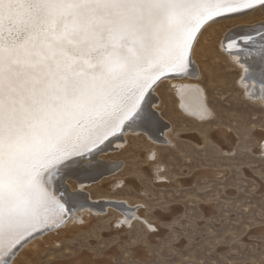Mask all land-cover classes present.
I'll list each match as a JSON object with an SVG mask.
<instances>
[{
  "label": "snow or ice",
  "instance_id": "obj_1",
  "mask_svg": "<svg viewBox=\"0 0 264 264\" xmlns=\"http://www.w3.org/2000/svg\"><path fill=\"white\" fill-rule=\"evenodd\" d=\"M255 5L264 0H0V264L63 221L54 184L93 148L126 122L157 126L147 90L189 70L202 26Z\"/></svg>",
  "mask_w": 264,
  "mask_h": 264
},
{
  "label": "rangeland",
  "instance_id": "obj_2",
  "mask_svg": "<svg viewBox=\"0 0 264 264\" xmlns=\"http://www.w3.org/2000/svg\"><path fill=\"white\" fill-rule=\"evenodd\" d=\"M259 14L243 23L264 22V13ZM236 26L218 24L205 32L189 71L206 92L212 114L191 118L181 112L176 98L165 96L166 86L156 88L161 106L155 113L169 134L161 133L162 141L154 144L161 185L139 175L143 192L120 188L111 194L142 208L147 224L138 221L124 229L112 222L118 214L111 211L73 238L26 253L24 264H264V103L247 96L238 84L243 70L225 58L222 39ZM217 130L223 138L214 136ZM123 144V153L114 149L99 156L109 161L110 153L117 154L110 161L117 160L118 170L137 175L145 161L132 157L146 150L149 140L140 135L123 139ZM65 180L62 185L72 192L69 186L75 181ZM81 192L89 201L99 200L90 198L96 195L92 191Z\"/></svg>",
  "mask_w": 264,
  "mask_h": 264
},
{
  "label": "bare ground",
  "instance_id": "obj_3",
  "mask_svg": "<svg viewBox=\"0 0 264 264\" xmlns=\"http://www.w3.org/2000/svg\"><path fill=\"white\" fill-rule=\"evenodd\" d=\"M259 13H264V8L260 5H255L250 9H245L239 13L231 14L228 17L217 18L214 22H207L204 27L202 26L200 32H198L199 34L197 33L198 36H196L197 38L193 42L192 64L196 61L195 53L197 46L199 45V40L205 32L209 31L218 24L236 22L237 26L229 30L225 34L224 39H222V48L226 54L225 58L231 60L233 63L235 62L243 70V72H241L243 73L241 74L242 77L238 84L244 88V92L247 96L253 100H258L261 103H264V81L261 79V72L264 71V53L261 52V47L264 46V34L253 38L254 42H249V44L244 45L246 51L243 52H238L234 48L230 50L228 44L224 46L225 43L231 39H236L244 35L255 37L253 35L256 34L257 36L259 35L257 33H262V31H264V22H258L250 26L243 23V20L255 15H260ZM209 46L210 45L205 46L204 49L208 51ZM222 48L220 49L222 50ZM207 67L211 68V65H207ZM169 74L172 73L170 72L166 75ZM195 77L194 72L191 73L188 71L184 74L165 76L157 81V83L152 87V90L150 91L149 88L146 93V99L150 100V110L155 114L157 119V126L155 128L148 129L139 123L129 126L130 122H126L124 126L125 135H115L112 137L114 134H110L102 143L93 148L95 150L92 149L93 151H91L90 155H87L83 159V164L81 165L80 170L76 171L73 175L68 176L71 180L73 179L75 181V184L69 186L70 189L73 190L72 192H69V190L65 188V183L63 182L65 178L54 184L57 197L66 202L68 208L70 207L69 210L72 214H70L71 216L69 215V220H63L56 228L46 229L35 233L26 240L21 241V245L19 244L20 246L15 250H18V252L12 259L11 264H24L23 258L26 253L29 255L36 254L37 252H41L50 246H56L59 241L63 239V237L73 238V235L76 234V232L88 229L92 221L95 222L96 220L101 219L111 211L118 214V216H116V218L112 221L116 226L127 227L138 221L147 224L146 220L143 218L144 211L142 208H139L138 205H134L135 207H132L129 205L127 200L117 198L116 195L111 194H116L119 192L120 188H124L123 190H130L134 193L143 192V188L136 178L139 175H142L154 182V185L156 184L157 187L158 185H161L159 182V180L162 179L160 172L161 164L157 158V148L155 145L162 141L163 138L160 135L161 133L164 132L166 138H169V134L166 127L155 113V109H159L161 106V102H159V100H157L154 96V94H157L156 88L166 86L168 91L165 96L169 99L172 96L176 98V105L179 107L181 112L191 118L205 119L212 114V110L206 101V92L202 86L194 83L197 82L193 80ZM120 130L121 129H118L115 134ZM127 132L130 133V135H127ZM140 135L146 136L149 140V145L146 150H143L140 153L136 152L134 153V156L132 155V159L139 157L141 158L140 161H145L143 164L144 166L140 167L141 170L136 168L137 171L135 170V173L137 175H132L131 173V175L128 176V170L126 168L121 171L118 170L119 163L117 160L110 161L111 158H113V156L115 157L117 154L110 153L108 155L110 158L109 161H105V158L99 156V154L103 152L107 153V151H113L114 149H120V153H123L127 150V146H124L123 144V139L125 141L129 139L133 141ZM214 136L216 138H223L220 130H217L214 133ZM262 147H264V144ZM122 173H124V176H121ZM68 177H66V179ZM61 182L64 184L62 185ZM77 186L81 190L84 189L88 192L92 191V193L96 195L92 196L91 194L90 198L99 200L89 201L81 190L76 189ZM71 208H73V212ZM75 210L78 212L77 215L74 214ZM110 229L112 231V228ZM7 264H9V261Z\"/></svg>",
  "mask_w": 264,
  "mask_h": 264
},
{
  "label": "water",
  "instance_id": "obj_4",
  "mask_svg": "<svg viewBox=\"0 0 264 264\" xmlns=\"http://www.w3.org/2000/svg\"><path fill=\"white\" fill-rule=\"evenodd\" d=\"M258 34V33H257ZM261 34H259V35H257L256 36V34L255 35H253V36H255V37H252V38H256V37H258V36H260ZM173 74H176V73H173ZM156 84V83H155ZM150 93V92H149ZM147 96V95H146Z\"/></svg>",
  "mask_w": 264,
  "mask_h": 264
}]
</instances>
